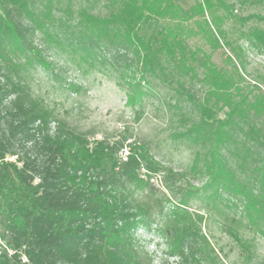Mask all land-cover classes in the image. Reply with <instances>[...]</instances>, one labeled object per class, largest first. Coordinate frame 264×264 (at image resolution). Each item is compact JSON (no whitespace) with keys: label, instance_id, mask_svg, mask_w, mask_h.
Instances as JSON below:
<instances>
[{"label":"trees","instance_id":"trees-1","mask_svg":"<svg viewBox=\"0 0 264 264\" xmlns=\"http://www.w3.org/2000/svg\"><path fill=\"white\" fill-rule=\"evenodd\" d=\"M217 1L0 0V264H154L135 233L157 215L176 264H228L189 209L203 194L214 207L234 206L222 229L238 258L264 264L248 236L264 235V90L204 62L186 37L185 24L213 14ZM251 34L264 40L261 29ZM51 49L117 74L131 105L143 106L155 82L171 90L174 136L192 155L182 174L200 176V187L165 213L146 142H92L93 132L36 95L27 75L39 65L55 76Z\"/></svg>","mask_w":264,"mask_h":264},{"label":"rangeland","instance_id":"rangeland-1","mask_svg":"<svg viewBox=\"0 0 264 264\" xmlns=\"http://www.w3.org/2000/svg\"><path fill=\"white\" fill-rule=\"evenodd\" d=\"M175 1L188 8L197 0ZM185 27L188 41L199 47L204 62L229 70L245 87L251 88L256 83L264 90V40L251 34L254 29L264 32V2L217 1L213 14L205 12L204 19L196 16ZM47 56L55 76L39 65L31 69L27 78L34 93L76 126L93 132L94 136H90L92 142L106 138L110 144L122 142L134 147L146 142L160 164L157 176L152 179L156 187L153 198L162 203L165 213L172 209L185 190L200 187L203 183L200 176L190 172L186 176L182 174L189 169L192 155L174 136L178 123L168 108L172 100L171 90L155 82L143 106L131 105L127 85L119 84L121 80L111 70L91 66L69 50L51 49ZM200 85L194 79L192 87L197 94H201ZM127 150L128 147L116 148L115 156L121 159ZM9 158L13 160L15 157ZM140 173L146 175L144 167ZM165 182L175 188L174 194L164 187ZM189 206L198 225L221 251L226 262L244 264L238 258L235 243L222 229L225 221L232 220L234 206L220 204L214 207L208 204L204 194L192 198ZM161 219L159 215L153 217L151 228L140 227L135 235L139 247L152 263L176 264V258L168 254ZM248 236L255 243L256 254L264 258V235L252 230Z\"/></svg>","mask_w":264,"mask_h":264}]
</instances>
